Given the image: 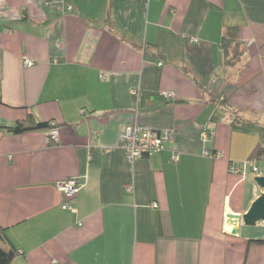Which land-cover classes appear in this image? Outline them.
I'll list each match as a JSON object with an SVG mask.
<instances>
[{
    "label": "crops",
    "instance_id": "0c3cea01",
    "mask_svg": "<svg viewBox=\"0 0 264 264\" xmlns=\"http://www.w3.org/2000/svg\"><path fill=\"white\" fill-rule=\"evenodd\" d=\"M231 26L243 52L227 64ZM30 114L60 141L0 127L11 264H264V220L229 218L264 193L260 135L232 126L264 125V0H0V126ZM134 124L173 137L129 162ZM72 177L65 210L57 184Z\"/></svg>",
    "mask_w": 264,
    "mask_h": 264
},
{
    "label": "built area",
    "instance_id": "2783aa9c",
    "mask_svg": "<svg viewBox=\"0 0 264 264\" xmlns=\"http://www.w3.org/2000/svg\"><path fill=\"white\" fill-rule=\"evenodd\" d=\"M72 8V7H70ZM194 42H198V39H192ZM34 61L26 60V66H32ZM163 61L158 62V66H163ZM132 93L136 95L138 100L142 98L141 89H133ZM161 95L165 98H173L175 95L172 92H161ZM51 128L48 130V140L49 142L58 143L60 141V133L57 124L52 121ZM206 136V135H205ZM173 133L170 129H152L150 127L142 126L139 124L129 125L123 129L120 134V147L125 151L126 158L129 162H133L138 158L149 157L156 153L162 151L166 144L172 139ZM209 154V153H207ZM217 157L220 154L216 155ZM180 159V152L173 151L170 156L171 161H178ZM247 168V162L241 165H231L232 173H242L245 172ZM256 171L257 168L254 167ZM57 187L61 194L63 195V209H72L71 201L77 196L80 190V183L76 177L60 181ZM130 190V188H128Z\"/></svg>",
    "mask_w": 264,
    "mask_h": 264
},
{
    "label": "trees",
    "instance_id": "16d2710c",
    "mask_svg": "<svg viewBox=\"0 0 264 264\" xmlns=\"http://www.w3.org/2000/svg\"><path fill=\"white\" fill-rule=\"evenodd\" d=\"M222 46L225 53V62L227 64H233L240 58L243 51L240 48L239 29L237 26H231L226 29L222 38ZM51 122H38L35 117L30 114L27 119L18 121L12 126L0 127L13 133H24L34 130H49L52 126ZM232 126L243 132L255 131L259 133L261 141L253 151L252 157L258 159L264 157V125L253 121H241L237 118ZM2 244H5V247ZM20 252L19 248H17L7 236L6 230L0 226V264H11Z\"/></svg>",
    "mask_w": 264,
    "mask_h": 264
},
{
    "label": "water",
    "instance_id": "95a60500",
    "mask_svg": "<svg viewBox=\"0 0 264 264\" xmlns=\"http://www.w3.org/2000/svg\"><path fill=\"white\" fill-rule=\"evenodd\" d=\"M255 181L262 189H264V176H257ZM229 218L234 225L237 224L241 219H243V221L248 225H253L257 221L264 220V193H262L254 201L248 212L243 216L231 214ZM232 233H237V229L234 228Z\"/></svg>",
    "mask_w": 264,
    "mask_h": 264
}]
</instances>
